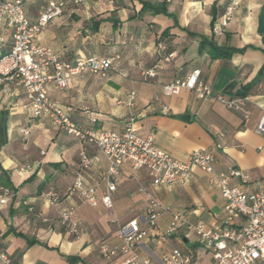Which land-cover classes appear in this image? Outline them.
Here are the masks:
<instances>
[{"label":"crops","instance_id":"crops-1","mask_svg":"<svg viewBox=\"0 0 264 264\" xmlns=\"http://www.w3.org/2000/svg\"><path fill=\"white\" fill-rule=\"evenodd\" d=\"M19 1L31 22L48 2L66 3L62 14L49 21L35 40L59 61L111 60L105 79L72 77L63 90L46 85L50 101L73 109L74 123L89 127L83 114L87 109L96 118L95 129L121 132L130 127L140 137L152 133L158 149L181 161L194 151L212 153L216 172L238 169L248 177L243 186L247 192L264 189V135L255 132L264 114V32H258L261 17L264 23V0H240L224 27L219 23L229 0H114L113 5L107 0L81 5L70 0ZM0 37L1 58L9 52L12 39L9 31L1 30ZM159 43L164 49L158 48ZM147 70H153L155 77H143ZM195 70L213 94L247 97L248 118L219 103L198 100L186 90L173 96L162 93L163 86ZM24 128L26 136L20 132ZM81 151L93 160L91 169L80 170ZM106 169L107 161L94 145L81 144L47 117L32 118L20 87L0 85V183L12 189L6 204L0 205V252L12 262L124 264L134 257L160 264L163 254L177 249L192 253V264H216L204 243L186 227L166 235L170 213L161 216L148 237L129 253L105 261L101 245L118 250L120 227L143 214L149 198L210 232H220L226 219L219 191L196 167L183 183L154 185L145 171L124 166L110 178L115 190L110 194L112 209L107 210L99 201L106 191ZM78 172L86 186L95 188L96 207L76 196H63ZM47 193H56L61 200L49 205ZM70 205L77 207L76 235L58 221ZM241 223L234 218L232 227ZM236 247L229 243L227 250Z\"/></svg>","mask_w":264,"mask_h":264},{"label":"built area","instance_id":"built-area-1","mask_svg":"<svg viewBox=\"0 0 264 264\" xmlns=\"http://www.w3.org/2000/svg\"><path fill=\"white\" fill-rule=\"evenodd\" d=\"M74 5H81L87 0H70ZM166 3L171 0H164ZM180 1V0H176ZM240 0H229L220 26L224 27L233 18ZM110 5L114 0H107ZM65 2L47 3L36 21L31 22L25 15L21 1L0 0V31H9L12 44L9 52L0 58V85L7 89L11 86L20 87L28 101V111L32 118L47 117L66 135L73 137L81 144H92L107 161L105 172L106 191L100 198V203L107 210L112 209L110 194L115 190L110 178L118 175L124 166L131 170H143L154 185H169L175 182L183 183L192 168L196 167L206 173L208 182L220 193L223 201V211L226 214L224 228L220 232H210L202 224H191L180 211H170L156 200L149 198L145 212L130 219L119 229L118 237L122 240L119 249H112L106 244L100 247V254L105 261L111 260L117 253L127 254L134 245L141 244L164 214H171V222L166 235L174 234L180 227H186L194 237L204 243L216 264H264V189L247 192L243 186L248 177L238 169L228 168L215 171V157L212 153L194 151L185 160H177L154 144V134L145 137L137 136L131 128L121 132L100 131L94 128L96 118L89 110L83 114L89 127H81L70 117L73 109L52 102L47 97L46 85L53 84L59 90L67 86L72 77L93 75L99 79L108 77L111 71V60L97 57L80 58L72 64L63 63L51 49L35 43L37 36L46 28L49 21L60 16ZM218 34V29H215ZM2 39L0 37V43ZM164 49L163 43L158 44ZM171 58V55L168 56ZM200 71H192L185 79H177L161 88L166 96L178 95L182 90L189 91L201 101H212L223 105L226 109L242 114L248 118L247 97L227 98L221 94H213L209 84L199 79ZM145 78L155 77L153 70L143 73ZM133 95V94H131ZM166 112V109L163 110ZM26 136L27 129H21ZM255 132L264 135V114L260 117ZM93 166V160L84 151L79 153L80 170H88ZM12 195L10 189L0 187V205H5ZM64 197L76 196L81 203L96 207L99 203L96 190L86 186L80 172L64 191ZM45 199L49 205H56L61 196L47 193ZM76 205H70L59 214V224L68 233L76 235L78 225L73 220ZM32 211V208H29ZM234 218H240L239 227H232ZM229 243L235 244L234 250H227ZM192 253H182L177 249L165 253L160 264H192ZM0 264H17L4 253L0 252ZM124 264H151L149 260L127 259Z\"/></svg>","mask_w":264,"mask_h":264},{"label":"trees","instance_id":"trees-1","mask_svg":"<svg viewBox=\"0 0 264 264\" xmlns=\"http://www.w3.org/2000/svg\"><path fill=\"white\" fill-rule=\"evenodd\" d=\"M215 51H217L218 54L223 55L224 51H222L219 48L213 47ZM0 187L6 188V189H10L12 191V189L9 187V185L7 183H0Z\"/></svg>","mask_w":264,"mask_h":264},{"label":"water","instance_id":"water-1","mask_svg":"<svg viewBox=\"0 0 264 264\" xmlns=\"http://www.w3.org/2000/svg\"><path fill=\"white\" fill-rule=\"evenodd\" d=\"M259 33H263L264 32V23H263V18H260V24H259ZM183 120H187V116L183 117Z\"/></svg>","mask_w":264,"mask_h":264}]
</instances>
